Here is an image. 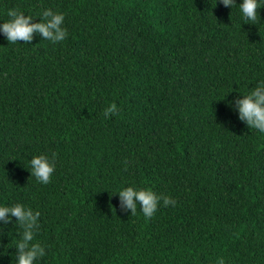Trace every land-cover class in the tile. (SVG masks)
<instances>
[{
  "label": "trees",
  "instance_id": "trees-1",
  "mask_svg": "<svg viewBox=\"0 0 264 264\" xmlns=\"http://www.w3.org/2000/svg\"><path fill=\"white\" fill-rule=\"evenodd\" d=\"M10 7L64 12L68 32L0 35V203L40 211L37 264H264V134L227 103L264 79V8L253 24L219 0H0V20ZM129 184L176 204L122 212Z\"/></svg>",
  "mask_w": 264,
  "mask_h": 264
},
{
  "label": "clouds",
  "instance_id": "clouds-1",
  "mask_svg": "<svg viewBox=\"0 0 264 264\" xmlns=\"http://www.w3.org/2000/svg\"><path fill=\"white\" fill-rule=\"evenodd\" d=\"M217 0H215L216 4ZM225 7L238 8L241 19L253 24L257 21L258 9L264 8V0H219ZM7 19L0 20V35L8 42L23 41L28 43L35 34L53 43L63 41L67 35L64 26L65 13L44 8L36 14H26L19 7H10L6 12ZM39 17L37 21L35 18ZM260 17V16H259ZM227 103L238 115V119L247 126L264 134V79H258L249 90L240 92ZM118 111L117 105L110 103L104 114H114ZM27 169L31 176L40 184H48L56 169V154L39 153L32 155L28 160ZM119 199L122 212L135 213L137 205L146 218H151L162 205H175L176 200L168 195L156 192L152 187L129 184L121 186L113 192ZM41 213L24 202L17 201L11 204L0 203V237L9 235L12 228L18 229V238L15 240V264H37L44 257L45 246L35 239L39 231ZM7 230V232H6ZM2 244V241H0ZM217 264H226L223 256L217 258Z\"/></svg>",
  "mask_w": 264,
  "mask_h": 264
}]
</instances>
